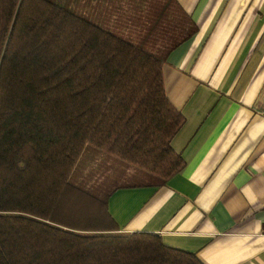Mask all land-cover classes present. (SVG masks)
I'll return each instance as SVG.
<instances>
[{
    "label": "trees",
    "instance_id": "obj_1",
    "mask_svg": "<svg viewBox=\"0 0 264 264\" xmlns=\"http://www.w3.org/2000/svg\"><path fill=\"white\" fill-rule=\"evenodd\" d=\"M196 32L176 0H0V264H205L108 211L185 166L163 65Z\"/></svg>",
    "mask_w": 264,
    "mask_h": 264
},
{
    "label": "crops",
    "instance_id": "obj_2",
    "mask_svg": "<svg viewBox=\"0 0 264 264\" xmlns=\"http://www.w3.org/2000/svg\"><path fill=\"white\" fill-rule=\"evenodd\" d=\"M197 32L163 65L184 168L108 200L120 231L158 233L205 264H264V0H176Z\"/></svg>",
    "mask_w": 264,
    "mask_h": 264
}]
</instances>
